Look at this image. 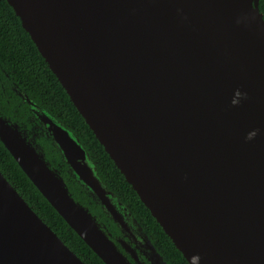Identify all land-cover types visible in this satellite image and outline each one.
Here are the masks:
<instances>
[{
	"label": "water",
	"instance_id": "obj_1",
	"mask_svg": "<svg viewBox=\"0 0 264 264\" xmlns=\"http://www.w3.org/2000/svg\"><path fill=\"white\" fill-rule=\"evenodd\" d=\"M262 1L7 0L189 264H264ZM15 91L30 116L0 110V142L69 227L105 264H168L78 132ZM0 264H86L1 171Z\"/></svg>",
	"mask_w": 264,
	"mask_h": 264
},
{
	"label": "trees",
	"instance_id": "obj_2",
	"mask_svg": "<svg viewBox=\"0 0 264 264\" xmlns=\"http://www.w3.org/2000/svg\"><path fill=\"white\" fill-rule=\"evenodd\" d=\"M260 10L264 15V1L260 3ZM0 76L3 79L11 78L14 81L11 85V91L8 89L4 92L0 91L2 96L0 97V110L5 115L21 122H28L29 116L23 119V115L20 116L8 111L9 104L16 109H18V104H22L29 111L27 105L22 103L15 91V88L18 87L34 98L42 107L47 108L60 120L68 124L71 129L78 132L98 163V168L106 183L130 206L133 214L142 224L144 231L155 244L161 256L166 259L168 264H189L166 235L161 225L152 216L149 209L143 204L138 194L126 181L103 145L97 140L93 131L90 130L57 77L49 69L30 35L23 29L21 21L7 0H0ZM50 157L55 166L61 167L67 174L65 166L52 156ZM0 171L40 218L86 264H105L42 196L1 142ZM71 188L76 198L88 202V198L75 182L72 183ZM91 208L94 210L95 205L92 204ZM96 211L101 215V211L98 209ZM104 217L102 214L101 219L103 221ZM114 229V227H111V231H114Z\"/></svg>",
	"mask_w": 264,
	"mask_h": 264
},
{
	"label": "flooded vegetation",
	"instance_id": "obj_3",
	"mask_svg": "<svg viewBox=\"0 0 264 264\" xmlns=\"http://www.w3.org/2000/svg\"><path fill=\"white\" fill-rule=\"evenodd\" d=\"M13 83H14V81H12L11 78L3 79L0 76V91L4 92L6 89L10 90L11 89V85H13ZM0 97H2V96L0 95ZM8 111H9V113L19 114L20 116L23 115L24 116L23 119H26V117L30 116V112L22 104H18V109H16L11 104H9Z\"/></svg>",
	"mask_w": 264,
	"mask_h": 264
},
{
	"label": "clouds",
	"instance_id": "obj_4",
	"mask_svg": "<svg viewBox=\"0 0 264 264\" xmlns=\"http://www.w3.org/2000/svg\"><path fill=\"white\" fill-rule=\"evenodd\" d=\"M241 95H242V94L240 93V91L237 90V92L235 93V96L237 97V99H234L233 102H232L234 105H236V104L239 103V98L241 97ZM256 135H257V132H256V131H253V132H251V133L248 135L247 139H248V140H252V139L255 138Z\"/></svg>",
	"mask_w": 264,
	"mask_h": 264
}]
</instances>
